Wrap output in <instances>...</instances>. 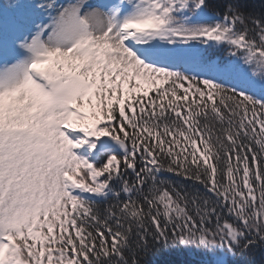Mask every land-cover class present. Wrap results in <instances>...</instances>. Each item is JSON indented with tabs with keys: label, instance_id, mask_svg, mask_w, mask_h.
I'll return each mask as SVG.
<instances>
[{
	"label": "snow or ice",
	"instance_id": "snow-or-ice-1",
	"mask_svg": "<svg viewBox=\"0 0 264 264\" xmlns=\"http://www.w3.org/2000/svg\"><path fill=\"white\" fill-rule=\"evenodd\" d=\"M0 264H264V0H0Z\"/></svg>",
	"mask_w": 264,
	"mask_h": 264
},
{
	"label": "trees",
	"instance_id": "trees-1",
	"mask_svg": "<svg viewBox=\"0 0 264 264\" xmlns=\"http://www.w3.org/2000/svg\"><path fill=\"white\" fill-rule=\"evenodd\" d=\"M257 2H259V0H257Z\"/></svg>",
	"mask_w": 264,
	"mask_h": 264
}]
</instances>
